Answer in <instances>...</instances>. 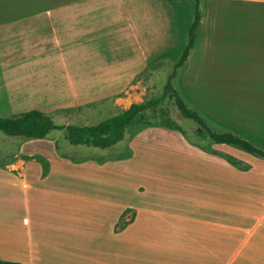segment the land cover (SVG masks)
Returning a JSON list of instances; mask_svg holds the SVG:
<instances>
[{"label":"crops","instance_id":"obj_1","mask_svg":"<svg viewBox=\"0 0 264 264\" xmlns=\"http://www.w3.org/2000/svg\"><path fill=\"white\" fill-rule=\"evenodd\" d=\"M201 5L197 41L177 86L215 129L264 147V0ZM194 17L190 0H0V117L111 100L127 109L140 104L146 87L139 77L160 58L181 57L189 41L181 24L189 19V27ZM15 137L0 135L1 260L264 264L263 158L213 143L218 154L200 151L225 170L227 195L152 198L146 206L121 205L104 220L73 212L55 221L39 202L44 182L24 172L28 163L42 166L33 157H47L28 152L35 139L20 136L17 144ZM41 176L49 177L43 166ZM90 250L106 261H85Z\"/></svg>","mask_w":264,"mask_h":264},{"label":"rangeland","instance_id":"obj_2","mask_svg":"<svg viewBox=\"0 0 264 264\" xmlns=\"http://www.w3.org/2000/svg\"><path fill=\"white\" fill-rule=\"evenodd\" d=\"M169 1L182 4L187 0ZM190 2L195 15V4ZM188 11L184 12L187 16ZM188 20L185 18L181 27H186L189 37L194 20L187 27ZM171 58L158 59L154 62L156 67L139 77L146 87L140 93L141 104L164 95L174 71L175 62ZM173 85L179 88L175 80ZM113 101L63 109L55 115L42 112L53 116L59 125H95L127 110L126 105L112 106ZM0 135H4L2 130ZM12 139L18 144L21 137ZM35 140L38 142L29 144L28 152L41 153L50 159L49 177L42 178V166L32 162L24 172L31 181L44 182V194L39 202L45 214L53 219L58 216L63 220V216L74 212V215L87 213L94 219L104 220L102 215H114L121 205L146 206L152 198L175 202L184 197H210L229 192L223 182L226 172L218 166V160L201 153L212 149V141L199 134L196 122L180 113L172 92L156 107L144 111L127 129L124 139L112 147L74 145L66 139L63 130H54L47 138Z\"/></svg>","mask_w":264,"mask_h":264},{"label":"trees","instance_id":"obj_3","mask_svg":"<svg viewBox=\"0 0 264 264\" xmlns=\"http://www.w3.org/2000/svg\"><path fill=\"white\" fill-rule=\"evenodd\" d=\"M195 4V19L190 28L189 41L178 60H174V71L170 75L169 81L166 84L165 93L162 97L151 99L145 103H134L129 109L121 114L106 119L95 125H59L55 122L53 116L46 114L40 110H31L22 114L11 117H0V130L10 136H22L28 140L45 139L54 130H63L66 139L74 145H89L97 148H109L116 145L124 139L127 129L134 124L138 117L146 110L156 107L160 104L165 96L172 92L180 113L188 119L193 120L199 126V134L203 137H208L212 143L228 144L242 150H245L257 157L264 159V147L248 140L233 131L222 128L215 129L209 120L198 109L191 107L181 90L175 89L173 80L177 85V77L179 70L186 63L191 50L194 48L197 41V29L202 19V5L201 0H191ZM171 58L169 56L162 58ZM173 59V58H171ZM154 63H151L148 70H152ZM170 128L180 130L175 125H168ZM209 152L218 154L214 149ZM43 166L44 176L49 174L50 162L43 156H35ZM231 162L234 160L228 157ZM0 264H21L17 262H9L0 259Z\"/></svg>","mask_w":264,"mask_h":264},{"label":"bare ground","instance_id":"obj_4","mask_svg":"<svg viewBox=\"0 0 264 264\" xmlns=\"http://www.w3.org/2000/svg\"><path fill=\"white\" fill-rule=\"evenodd\" d=\"M76 245H78V244L76 243ZM83 255H85V258H84L85 261L86 260H89V261H98V262H101V261L104 262V261H106V260H102V259H104L103 258L104 257V254L102 252L98 251V250L97 251L90 250L89 252L84 253ZM79 256H78V258H76V261H75L76 264H81V261L79 260L80 259ZM71 257H77V256H71ZM123 264H130V263L123 262Z\"/></svg>","mask_w":264,"mask_h":264}]
</instances>
